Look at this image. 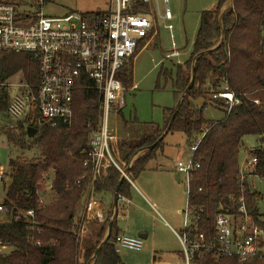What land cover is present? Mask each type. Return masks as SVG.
Returning <instances> with one entry per match:
<instances>
[{
	"label": "trees",
	"instance_id": "1",
	"mask_svg": "<svg viewBox=\"0 0 264 264\" xmlns=\"http://www.w3.org/2000/svg\"><path fill=\"white\" fill-rule=\"evenodd\" d=\"M227 1L218 0L215 10L201 13L192 50L184 63L174 66L172 80L177 104L194 68L193 84L183 96L168 133L183 135L185 145L190 149L195 147L192 158L199 167L189 175L186 206L197 232L206 235H212L218 214L235 217L240 206L254 225L264 231V217L255 204L259 195L247 182L251 175L264 178V149L259 147L249 152L256 160L251 174H241L239 163L245 137H255L259 146L264 145V0H231V7L222 11ZM8 2L12 0H0V3ZM133 13L147 14L148 7L139 5ZM203 52L206 53L194 60ZM121 72L118 79L123 87L131 88V63ZM18 73L31 91L36 92L37 59L27 54L0 53V84ZM225 87L238 100L230 109L222 100L211 98ZM9 102L10 91L0 86V115L8 116ZM100 104L101 95L93 83L80 78L73 93V120L68 127H41L38 114L33 111L16 121L12 129L0 128L11 154L16 149L24 155H35L8 158L5 179L9 183L2 184L0 194L8 210L0 218V242L7 250L0 255V264H123L114 248L118 236L115 216L111 221L107 217L102 223L97 219L87 220L88 225L97 227L94 238L82 241L78 236L85 221L83 199L91 183V169H84L86 155L82 152L87 149L89 135L98 129ZM208 105L223 113L220 121L203 119V110ZM173 111L165 114L161 129L151 125L136 143H120L125 163L137 151L146 150L127 173L132 182L156 158L164 138L159 139ZM130 123L138 122L132 119ZM28 127L37 130L32 138L27 136ZM44 175L46 180L42 178ZM120 179L114 168H108L92 185L95 191L115 190ZM47 182L52 199L44 203ZM126 185L122 179L118 197L125 194ZM17 214L20 215L15 219ZM109 223L108 241L93 257ZM197 261L198 264H264L256 257L245 261L237 257L214 261L208 256Z\"/></svg>",
	"mask_w": 264,
	"mask_h": 264
},
{
	"label": "built area",
	"instance_id": "2",
	"mask_svg": "<svg viewBox=\"0 0 264 264\" xmlns=\"http://www.w3.org/2000/svg\"><path fill=\"white\" fill-rule=\"evenodd\" d=\"M30 1L0 3V53L31 55L37 59L39 71L36 92L31 91L20 76L0 84L10 91L8 116L12 121L6 126L12 129L16 121L35 111L41 127H68L73 120V93L80 78L90 80L101 95L100 123L98 129L89 135L87 149L82 152L86 155L82 163L84 169H91V183L83 206L85 221L79 229L80 238L86 232L87 220H100L92 191L93 182L108 168H114L132 184L125 173L126 165L115 156L118 136L109 116L113 113L119 115L125 108L126 94L135 89V85L125 89L118 76L141 48L148 46L151 37L148 35L153 29L150 13L133 11L139 5L148 7L149 0H109L108 9L100 15L69 14L63 17H46L37 9L31 11L33 8L27 7ZM163 4L164 12L161 14L156 0L157 13L170 20L167 0H163ZM174 56H178L176 51L166 58ZM211 98L222 100L228 109L238 104L226 87ZM194 151L195 147L191 148L186 160L176 162V171L186 183L190 173L199 167L192 158ZM255 164V158L244 162L240 166L241 174H251ZM4 173L1 170L0 181L5 179ZM250 177L260 179L255 175ZM42 178L46 180L47 175ZM7 212L0 199V217ZM185 218L182 229L178 232L173 230L180 247L177 264H198L197 260L208 256L214 261L225 257H237L240 261L256 257L264 262V231L254 225L243 206L238 208L235 217L218 214L212 235L197 232L187 206ZM114 248L117 254L121 250L141 252L143 240L141 237L118 235ZM6 250L7 246L0 242V255Z\"/></svg>",
	"mask_w": 264,
	"mask_h": 264
},
{
	"label": "rangeland",
	"instance_id": "3",
	"mask_svg": "<svg viewBox=\"0 0 264 264\" xmlns=\"http://www.w3.org/2000/svg\"><path fill=\"white\" fill-rule=\"evenodd\" d=\"M30 2L27 3V7L33 8L31 11L37 9L46 17L103 13L109 6V0H31ZM157 2L159 11L163 14L165 6L163 0H157ZM217 2L218 0H167L170 20H165L157 13L156 0H149L148 13H150L149 19L153 22V29L150 34L149 46H146L131 59L132 84L135 85V89L126 94V105L122 111L123 119L128 122L126 124L128 127L126 125L123 127V120L120 115L113 113L109 116L110 123L118 132V143L123 142L128 143V145L136 143L150 129L151 125L161 127L165 114L175 108V97L172 93L174 66L186 61L192 50L201 13L215 10ZM172 51H176L178 56L170 59L166 58ZM162 72L164 73L161 74ZM18 75L20 73L11 78L18 77ZM130 118L136 119L138 123L135 125L130 123ZM222 118L223 113L211 105L206 106L203 110V119L205 121H220ZM11 121V118L7 115L1 114L0 128ZM242 142L243 148L239 157L240 166L249 157L247 153L249 149L252 150L259 147L264 149V145L259 146L255 137H245ZM118 152L120 154L121 150H118ZM163 154L164 156L161 157L160 155ZM189 155L190 148L185 145L184 136L179 133H168L163 139L161 148L156 152V159L148 163L146 172H143L133 180V187H131L132 200L138 206V209L147 211V222L150 232L148 238L146 240L143 239L142 252L128 250L119 252V257L123 264H152L153 260L149 255V248H147L151 238H153L155 244L160 245V249H165L157 253L154 264H166L168 261H174V252H177L180 247L170 231L163 229V219L169 222L172 229L177 232L180 231L184 221L187 220L185 218L187 183L184 177L179 175L181 182L176 184L174 176L169 175L167 180L169 186L160 188L161 194L155 200V209L151 207L149 209L147 205L145 206L141 199L142 197H139L138 191L148 198L144 188L146 186L149 189H153L155 182H162V178L166 174L162 168L164 167L163 169H165L167 167L166 169L170 170L176 165L177 161L186 160ZM10 156L28 158L35 155L30 153L24 155L16 149L11 154L6 138L0 132V173L3 170L5 176L7 175L8 158ZM156 166L157 171H153L152 168ZM50 176L52 179V175ZM8 183L9 179H5L2 183L0 181V194H2V184L6 186ZM250 185L251 189L259 195L255 203L256 209L264 217V178H254L251 180ZM50 194V183L47 182L45 191L47 198L44 203L52 199ZM176 204L178 206L174 207ZM164 210H172L174 212L175 224L170 222ZM96 230L97 227L93 226L89 228L90 233L86 231V234L82 236H85V240H87L91 233L92 236L95 234ZM82 236L80 240H84Z\"/></svg>",
	"mask_w": 264,
	"mask_h": 264
},
{
	"label": "crops",
	"instance_id": "4",
	"mask_svg": "<svg viewBox=\"0 0 264 264\" xmlns=\"http://www.w3.org/2000/svg\"><path fill=\"white\" fill-rule=\"evenodd\" d=\"M149 43H150V41L148 42V46H149ZM142 49H144V48H141V50ZM124 109H122L121 112L119 113V115H121V118L123 120V127H125V125L128 124V122L123 119L122 111ZM130 120H132V118H130L129 121ZM126 127H128V125H126ZM157 127H159V126H157ZM161 127H159V128H161ZM118 150H120V143H118L117 146L115 147V156L122 164L124 163V165H126V169H128V171L130 170V168L133 165V163L138 158L143 156L145 151H146V150L137 151L136 153L133 154L134 156L132 155L133 157L130 159V161L128 163H125L122 160V152L119 154ZM252 150L249 149L247 151L248 155H249V152L252 151ZM160 156L163 157L164 154L160 155ZM155 159L156 158H154L153 160H155ZM250 159H251V157L249 156L247 158V160H245V162L250 161ZM160 168H162V167H160ZM163 168H162V170L166 174H164V176L162 178V182H159V183L155 182V187L153 189H149V188H147L145 186L144 190H146V194H147L148 198H146V196H144L140 191H138V193L140 194L139 197L140 198L142 197L141 198L142 201L145 203V206L146 205L148 206L149 209H150V207L152 209H155L154 208V206L156 205V203H155L156 201L155 200H157V198L161 194L160 188L161 187L166 188V187L169 186L168 181H167L169 179V175L172 176V177L174 176V181H175L176 184H179L181 182V177L179 176V174L176 171V165L173 168H170V170H167L166 169L167 167H165V169H163ZM152 169H153V171H157V166L152 168ZM146 170H147V168H146ZM146 170L144 172H146ZM253 179L254 178H248L247 182L249 184H251V180H253ZM132 184H133V182H132ZM132 184L127 182L126 192H125V194L122 197H118L117 204H116V207L114 209H113V205H112L113 204L114 190H100V189H98V190L95 191L94 188H93L92 191H93L94 199L96 201V210H98L99 213H100V220H98V222L102 223L107 217H109V220L111 221L112 218L115 216L116 231H117L118 235H127V236H132V237H141L142 240L143 239L146 240L148 238V235H149V232H150L149 231L150 229H149V226H148V222H147L148 215H147V211L146 210L140 209V208L138 209V206L133 203L132 195H131V187H133ZM186 197H187V192H186ZM85 200H86V197L83 199V205L85 203ZM176 206H178V204H176L174 207H176ZM176 210H178V209H176ZM164 211L166 212L167 217L170 219V222L175 224L176 221H175L174 212L172 210H170V211L169 210H164ZM92 219H95V218H92ZM163 220H164L163 229L170 231L171 235H173L174 238L176 239V237H175V235L173 233V229L170 226V223L167 222L165 219H163ZM121 222H122V224H121ZM123 222H124V224H123ZM91 227H93V226L87 224V227H86L85 231H89V228H91ZM182 227H183V225H182ZM89 233H90V231H89ZM106 233H107V231H106ZM85 234H86V232H85ZM83 237H84V240H85V236H82V238ZM89 238H91V239L94 238L92 236V233L89 236ZM177 243H178V241H177ZM178 245H179V243H178ZM147 248H149V255L152 257V260H153L152 264H154V262H155L157 253L165 250V249H160V245L159 244H155L154 241H153V238H151L150 243H149ZM80 251H81L80 252V255H81L80 258H82V253H83L84 249L81 248ZM179 252H180V249H178L177 252H174V259H173L174 261H171V262L168 261V263H166V264H177L178 263V258H179L178 257L179 256ZM160 259H161V257H160Z\"/></svg>",
	"mask_w": 264,
	"mask_h": 264
},
{
	"label": "water",
	"instance_id": "5",
	"mask_svg": "<svg viewBox=\"0 0 264 264\" xmlns=\"http://www.w3.org/2000/svg\"><path fill=\"white\" fill-rule=\"evenodd\" d=\"M231 3H232V1H231V0H228V1L226 2L225 6H224V9H223L222 11H224L226 8H230V7H231ZM222 13H223V12H222ZM222 40H223V38L221 37V40L219 41V44L222 43ZM219 44H218V45H219ZM205 53H206V52H203V53L198 54V55L194 58V60H196L199 56H201V55H203V54H205ZM193 77H194V68L192 67V69H191V80H190V82H189L187 88L185 89L184 93L182 94L181 98L179 99L178 103L176 104V106H175V108H174V111H173V114H172V116H171V118H170V120H169V122H168V125H167V127H166L164 133L162 134V136L160 137L159 140H162V139L168 134V132H169V130H170V127H171V124H172V122H173V120H174V118H175V115H176L177 109L179 108L180 103H181V101H182V98H183V96L185 95V93L191 88V86H192V84H193ZM26 132H27V136H28V138H32V137L37 133V130L28 127L27 130H26ZM127 172H128V169L125 170V173H127ZM122 179H123V178L121 177V179H120V181H119V184L117 185V187H116L115 190H114L113 204H112V205H113V209L116 207V204H117L118 190H119V185H120V183L122 182ZM110 231H111V223H109L108 228H107L106 236H105V238L103 239V241L100 243V245L98 246V248L96 249V251H95L93 257L96 256V254L98 253V251L100 250V248H101V247H102V246L108 241V238H109V235H110Z\"/></svg>",
	"mask_w": 264,
	"mask_h": 264
}]
</instances>
